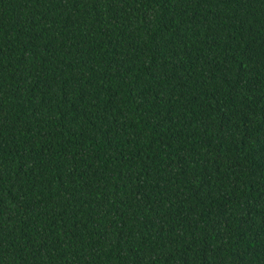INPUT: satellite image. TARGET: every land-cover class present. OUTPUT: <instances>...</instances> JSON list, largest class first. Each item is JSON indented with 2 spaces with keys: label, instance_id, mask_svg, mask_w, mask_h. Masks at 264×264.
<instances>
[{
  "label": "trees",
  "instance_id": "trees-1",
  "mask_svg": "<svg viewBox=\"0 0 264 264\" xmlns=\"http://www.w3.org/2000/svg\"><path fill=\"white\" fill-rule=\"evenodd\" d=\"M0 264H264V0H0Z\"/></svg>",
  "mask_w": 264,
  "mask_h": 264
}]
</instances>
